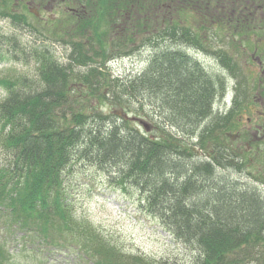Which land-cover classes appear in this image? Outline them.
<instances>
[{
  "label": "trees",
  "instance_id": "1",
  "mask_svg": "<svg viewBox=\"0 0 264 264\" xmlns=\"http://www.w3.org/2000/svg\"><path fill=\"white\" fill-rule=\"evenodd\" d=\"M68 1L78 10L72 26L82 35L91 33L93 42L51 39L64 44L65 61L47 45L27 48L16 35H2L10 42L11 59L36 67L32 75L0 78L6 92L0 101V225L5 228L0 264L8 261L9 236L44 248L79 238L93 251L94 264H172L126 255L90 224L84 225L87 233L76 230L80 223L65 175L82 161L103 172L112 186L140 191L144 209L192 254L185 264H264L262 182L245 170L247 160L223 136L254 86L243 74L239 54L264 57L263 37H253L264 34V0H128L134 31L125 18L110 19L125 31L123 40L110 45L101 27L103 21L111 24L104 17L119 0ZM21 5V0H0V18L48 38L15 11ZM206 12L233 35L211 50L216 72L198 57L207 49L205 40L187 20L188 14ZM133 52L146 65L125 78L113 77L106 99L125 103L134 115L148 113L158 126L156 136L132 125L133 118L84 99L106 84L109 58ZM232 81L238 105L230 109Z\"/></svg>",
  "mask_w": 264,
  "mask_h": 264
},
{
  "label": "rangeland",
  "instance_id": "2",
  "mask_svg": "<svg viewBox=\"0 0 264 264\" xmlns=\"http://www.w3.org/2000/svg\"><path fill=\"white\" fill-rule=\"evenodd\" d=\"M51 1L53 4L54 0ZM67 4H70L68 0H58L56 7L50 10L54 18H49L47 22L35 19L27 7H22L25 5L15 9L17 13L28 16L30 22L44 31L48 38H42L39 34L30 32L29 27L28 29L18 28L10 20L0 19L1 79L14 78L22 75V73L32 75L35 73L36 67L33 61L26 64L24 60L17 62L11 59L10 42L3 40V34L16 35L21 44L27 48L47 45L63 61H65L64 56L67 51L64 44L58 40L51 39H60L63 36L74 39L75 37L73 36H76L77 39H83L89 45L90 43L92 44L93 36H91V33L82 35L72 26L75 23L73 22L75 19L73 14L75 13L70 12L65 7ZM130 13L134 14V7L131 9V3L129 4L128 0H119L117 9L111 11L104 19L110 22V19L116 18L120 22L121 19L125 18L129 21V25L133 27L132 30L134 31ZM140 15L142 14L140 13ZM156 20L160 21L157 18ZM187 20L189 24H193L195 28L200 30V34L205 40L204 43L207 49H200L202 53L199 52L198 57L211 70L219 71L218 63L214 59L215 55H212L211 50L215 46L224 44L221 41L222 38L233 35L227 34L225 30L220 28L214 22L213 15L210 12L198 16L188 14ZM110 23L103 21L101 27L102 32L105 30L108 32L105 38L106 45H110L114 41L123 40L125 36H123L125 31H123L121 24L113 25L112 22ZM213 24L217 25L215 34H211ZM129 29L130 27H127L128 32L126 31V34L130 33ZM236 36L238 38L247 37L243 33H236ZM253 37H263L259 45L262 46L261 49H264V34L254 35ZM212 38H216L215 40L217 41ZM208 44H211V47H208ZM121 55L120 57H111L106 61V67L104 68L107 74L106 84L100 87L98 93L86 96L84 99L87 102L92 101L100 106L102 105L104 107L103 110L107 113L114 112L126 115L127 118H133L132 125L138 127L142 132L156 136L159 134L158 126L155 123V119L149 116L148 113L141 111L140 115H134L133 111H128L124 107L125 103L120 106L117 102L113 103L114 100L106 99L109 91L108 83L113 77L125 78L134 73V70H140L146 65L143 58H141V54L136 53L134 55L133 52ZM238 62L241 65L243 74L254 86L251 87V98L242 101L244 103H241L237 109L238 113L235 115L236 124L229 130L224 131L223 136L227 143L244 156L247 160L245 170L248 172L247 169H249L253 175L257 176V179L261 180L262 183H259V185L264 190V57L261 59L251 51L239 54ZM229 84L228 86L231 88L232 93L228 96V102H231L234 96L233 81ZM5 95V90L0 86V101ZM148 109L152 110L150 107ZM218 111H221V113L227 112L224 108ZM140 119L148 123L150 130H147L140 123ZM2 159L3 155L0 154V163ZM75 164L73 170L66 172L67 181L65 186L72 202L74 219L78 224L80 223V228L76 227L77 231L80 233L82 231L85 233L91 231L84 226L90 224L100 231L106 240L108 239L126 255L140 253L150 259H154L156 262L165 261L172 264H185L190 261L192 255L190 251L177 243L158 219L148 213L141 205L143 194L140 191L132 190L131 188L127 189V186H112L103 172L89 165L86 161ZM243 179L247 180L246 178ZM1 226L0 238L5 237V228L3 229ZM60 236L67 237L68 235L60 233ZM54 237L58 239L55 235ZM7 238L11 239L7 240L8 245L5 248L6 255H8V261L4 259L5 264H94V261H96L91 254L93 251L91 252L87 247L83 246L79 238L74 241L75 243L70 240L64 242L59 248L50 246H48L49 248H44L43 244L37 241H35L34 245H26L24 241L14 240L13 236Z\"/></svg>",
  "mask_w": 264,
  "mask_h": 264
},
{
  "label": "flooded vegetation",
  "instance_id": "3",
  "mask_svg": "<svg viewBox=\"0 0 264 264\" xmlns=\"http://www.w3.org/2000/svg\"><path fill=\"white\" fill-rule=\"evenodd\" d=\"M21 1H23L24 5H25L22 7H27L30 14H32L35 19L43 21V22H47L49 18L50 19L54 18V15L50 10H53L56 7L58 0H54L53 4H52L51 0H21ZM16 2H18V0H16ZM74 4H75V2L73 1V4H67V5H65V7L70 12L77 14L78 10L76 9V6ZM200 52L202 53L201 50H200ZM204 55L209 57L207 54H204ZM233 99H234V97L232 98V101H231L232 103H231L230 109H232L233 107L235 108V106L237 107V105H238V104L237 105L235 104Z\"/></svg>",
  "mask_w": 264,
  "mask_h": 264
},
{
  "label": "water",
  "instance_id": "4",
  "mask_svg": "<svg viewBox=\"0 0 264 264\" xmlns=\"http://www.w3.org/2000/svg\"><path fill=\"white\" fill-rule=\"evenodd\" d=\"M124 116L127 117L126 115H124ZM139 121H140V123H142L145 126V128L147 130H150L149 125H148V123L146 121H144L143 119H140Z\"/></svg>",
  "mask_w": 264,
  "mask_h": 264
}]
</instances>
